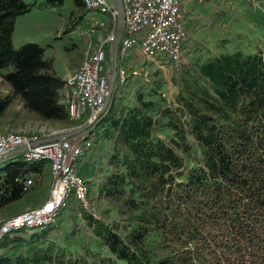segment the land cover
<instances>
[{"label":"trees","instance_id":"trees-1","mask_svg":"<svg viewBox=\"0 0 264 264\" xmlns=\"http://www.w3.org/2000/svg\"><path fill=\"white\" fill-rule=\"evenodd\" d=\"M62 4L0 0V84L8 89L0 118L18 104L13 117L22 123H84L70 120L66 81L45 48L12 41L18 16ZM72 4L78 18L88 12L82 0ZM103 50L111 68V51ZM149 76L116 77L107 109L86 133L90 150L107 145L100 177L86 180L90 200L106 203L115 218L94 217L70 196L53 223L2 235L0 264H264V47L182 63L170 100L159 71ZM50 183L47 161L17 154L0 162V218L39 206ZM72 212L94 248L59 225Z\"/></svg>","mask_w":264,"mask_h":264},{"label":"rangeland","instance_id":"rangeland-1","mask_svg":"<svg viewBox=\"0 0 264 264\" xmlns=\"http://www.w3.org/2000/svg\"><path fill=\"white\" fill-rule=\"evenodd\" d=\"M24 1L30 2L31 0ZM193 7L195 11L184 16L187 38L183 46L181 59L175 63L155 62L145 59L138 50L133 49L128 58L122 62V66L127 70L125 73L126 78L133 80L136 77L140 78V75L143 78H149L153 71H159L162 79L161 93L167 100H170L175 92L171 77L182 63H186L197 56L204 58L223 51H231L235 48L242 49L245 52H254L258 48L264 47V0H254L252 2L247 0H219L215 3L195 2ZM109 19L108 14L97 11H88L84 17L78 18V13L73 9L72 0H63V4L58 10H32L18 16L15 20L12 41L15 48L26 42L43 46L45 56H51L53 59V68L56 74L65 78L68 66H74L72 70L75 71L98 48L105 47L110 50L111 43L106 42L112 28ZM105 68L107 70L106 64ZM110 73L111 68L108 67V76ZM123 82L124 80L120 83ZM122 90L124 93L128 92L123 87ZM7 91L8 89L0 84V96L5 95ZM19 108L18 104H13L6 111V114L17 111ZM5 116L1 118L3 119ZM20 122V125L24 124L22 121ZM56 128L66 130L73 127L65 128L60 124L46 123V126L41 128L39 132L48 133ZM85 133L87 131L82 134ZM106 151V143H103L101 147L93 145L92 149L87 152V156L85 155L84 159L82 157V160H79L77 164L78 172L85 180L100 177V169L105 164L104 154ZM8 159H3L0 162ZM91 196V194H88V205L83 207L84 209L90 211L94 217H101L105 220L115 218L113 211L106 203L90 200ZM70 198L73 199L72 196ZM77 212L59 216L61 220L59 225L76 228L77 240H83L94 248L95 245L91 242L90 232L78 217ZM16 215H11L8 218ZM8 218H0V223Z\"/></svg>","mask_w":264,"mask_h":264},{"label":"built area","instance_id":"built-area-1","mask_svg":"<svg viewBox=\"0 0 264 264\" xmlns=\"http://www.w3.org/2000/svg\"><path fill=\"white\" fill-rule=\"evenodd\" d=\"M82 1L88 11L108 14L115 25L116 11L111 0ZM184 1L121 0L124 28L117 52L120 62L126 60L133 49L138 50L145 59L155 62H178L187 38L181 12ZM191 1L215 3L219 0ZM113 38L114 27L106 42L111 43ZM108 77L104 50L100 47L65 80L62 101L67 106L70 120H83L86 123L95 118L107 92ZM116 77L119 82L124 80L123 66H119ZM22 146H27L21 153L25 161L49 162L51 183L46 199L39 206L0 223V238L12 230L48 225L70 196L82 207L88 205L86 180L77 168L79 160L92 146L86 133L47 141L40 140L35 134L0 131V156ZM30 183V180L25 181L26 186Z\"/></svg>","mask_w":264,"mask_h":264},{"label":"water","instance_id":"water-1","mask_svg":"<svg viewBox=\"0 0 264 264\" xmlns=\"http://www.w3.org/2000/svg\"><path fill=\"white\" fill-rule=\"evenodd\" d=\"M114 6V9L116 11V22H115V28H114V38L111 41L110 44V51H111V73L108 77L107 81V92L103 101V104L99 111L97 112L95 118L92 121L83 123L81 125L75 126L70 129H66L65 131H62V133L56 134L54 136H51L50 138L46 139L47 141L59 139L61 137H69L77 134H81L85 131H87L89 128H91L95 122V120L100 117L105 110L107 109L110 98L112 95V92L114 90L115 82H116V75H117V63H118V46L120 42V38L122 36V31L124 28V14H123V7L121 0H111ZM27 149V146H22L19 148H16L8 153H5L0 156V161L6 158H10L14 155L21 154Z\"/></svg>","mask_w":264,"mask_h":264},{"label":"crops","instance_id":"crops-1","mask_svg":"<svg viewBox=\"0 0 264 264\" xmlns=\"http://www.w3.org/2000/svg\"><path fill=\"white\" fill-rule=\"evenodd\" d=\"M195 1H191V0H185L182 5H181V12L183 14V16H187L191 13H193L195 10V8L193 7ZM185 18V17H184ZM110 20V19H109ZM186 23V20H185ZM110 24L112 26L111 29H113V27L115 28V25H113V23L110 21ZM74 66H68L66 69V76L65 78H62L63 80H66V78L69 77L70 72H72ZM18 110V109H17ZM16 111V110H15ZM15 111H13L12 113L10 112L9 114H6L5 118H0V131L1 132H27L29 133L28 135H32L35 134L40 140H46L48 138H50L51 136H54L56 134L62 133V131H65V129H61V128H56V129H52L50 130L48 133H42L39 132L41 128L46 126V123H41V122H25L23 125H20L22 121L21 117H18L17 119H15L13 116L15 115ZM20 123V124H19ZM31 129V132H30ZM36 130V131H34ZM35 132V133H34Z\"/></svg>","mask_w":264,"mask_h":264},{"label":"snow or ice","instance_id":"snow-or-ice-1","mask_svg":"<svg viewBox=\"0 0 264 264\" xmlns=\"http://www.w3.org/2000/svg\"><path fill=\"white\" fill-rule=\"evenodd\" d=\"M49 207H51V206H49Z\"/></svg>","mask_w":264,"mask_h":264},{"label":"bare ground","instance_id":"bare-ground-1","mask_svg":"<svg viewBox=\"0 0 264 264\" xmlns=\"http://www.w3.org/2000/svg\"><path fill=\"white\" fill-rule=\"evenodd\" d=\"M112 22V21H111Z\"/></svg>","mask_w":264,"mask_h":264}]
</instances>
